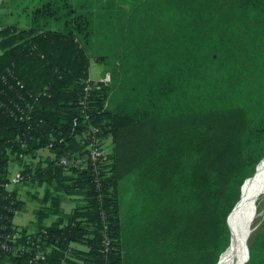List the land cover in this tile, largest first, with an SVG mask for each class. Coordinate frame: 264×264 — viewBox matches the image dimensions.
<instances>
[{"label": "trees", "instance_id": "trees-1", "mask_svg": "<svg viewBox=\"0 0 264 264\" xmlns=\"http://www.w3.org/2000/svg\"><path fill=\"white\" fill-rule=\"evenodd\" d=\"M57 3L33 9L26 28L0 29V184L10 161L23 177L0 186V220L11 226L9 208L24 209L22 185L43 186L26 192L38 205L20 228L45 251L0 264H220L264 167V0H109L96 29ZM89 48L108 81L90 77ZM93 124L112 136L97 173L59 164L85 152ZM242 264H264L263 226Z\"/></svg>", "mask_w": 264, "mask_h": 264}, {"label": "rangeland", "instance_id": "rangeland-1", "mask_svg": "<svg viewBox=\"0 0 264 264\" xmlns=\"http://www.w3.org/2000/svg\"><path fill=\"white\" fill-rule=\"evenodd\" d=\"M48 0H3L1 6H0V16L7 17L10 20H14L20 25H28L31 19V12L33 9L41 6ZM55 3L60 2L61 0H53ZM65 0H62V3H64ZM109 0H67L69 4H71L78 13L86 14L91 18V21H93L92 27L96 29V21L98 20V17H106L107 14H109V10L106 9L104 13H100V9L102 6L112 7L115 4L109 5ZM58 4V3H57ZM113 8V7H112ZM99 12V13H98ZM95 22V23H94ZM27 27V26H26ZM107 25L102 26L101 29H106ZM89 52V75L92 79L95 80H103L108 81L109 80V74L105 73L102 75V70L104 69L103 64L100 61H96L94 53H92V49L89 48L87 50ZM102 75V77H101ZM101 142L102 147L104 148L105 154L108 156L112 151V136L106 135L102 136ZM85 154L89 151V144L85 143ZM49 152L44 149L40 152H38V156L40 158H43L47 156ZM39 157H36L34 160L38 161ZM25 161L29 160V157H25ZM19 162L18 161H10L8 163L7 170L11 172V175L19 169ZM264 165V164H263ZM262 165V166H263ZM262 168V167H261ZM20 170V169H19ZM125 182V180H123ZM125 184V183H123ZM122 184V185H123ZM17 185H12L10 190L12 188H15ZM124 188V187H123ZM127 185L125 189L123 190L122 194V202L121 206L124 209V212L126 210V213L129 211V205L132 206V190H127ZM29 191L30 194L32 192L37 191L39 197L43 195V186L36 187L34 185H22L19 190V196L25 200V207L22 209V211L17 213L16 218L14 219V223L19 228L24 225H28V223L33 220V209L37 207V202L34 200V198L29 197L26 195V192ZM250 193L252 195L250 201L244 206L242 215L239 214L240 211H238V217L240 219L239 225L242 223V233L241 237L238 239L235 246H233L232 251L229 253L227 258L223 260V264H242L243 259V253L244 248L248 244V241L252 239L254 234L261 229V227H264V167L261 169L260 173H256L249 184L248 190L246 194V197L244 201L247 199V195ZM76 197L73 198L77 199L78 195H75ZM72 198H67V202L65 201L62 203V205L65 206V209H68L71 202L74 203V201H70ZM243 201V202H244ZM242 205V204H241ZM240 205V206H241ZM240 207L238 208V210ZM240 226H238L239 229ZM239 230H237L238 232ZM237 234V233H236ZM236 237V235H235ZM234 237V239H235ZM233 239V241H234ZM232 241V243H233ZM231 243V245H232ZM230 245V246H231ZM79 246V245H78ZM228 247V249L230 248ZM228 249L226 251H228Z\"/></svg>", "mask_w": 264, "mask_h": 264}, {"label": "built area", "instance_id": "built-area-1", "mask_svg": "<svg viewBox=\"0 0 264 264\" xmlns=\"http://www.w3.org/2000/svg\"><path fill=\"white\" fill-rule=\"evenodd\" d=\"M3 0H0V6ZM2 27L0 26V29ZM92 85L90 84V78L86 80L84 92L85 95L83 98H80L79 103L82 106H87L89 104V94L92 90ZM88 137V144H89V151L85 154L81 155H74L71 158L68 157H61L58 160V163L64 167L73 166L76 169H84L88 162L90 163L91 169L97 173V163L99 159L104 155L105 151L102 147V142L100 136L97 134V127L93 124L88 127V130L85 132L84 137ZM7 182L5 184H0V186L4 187L5 189L9 190L12 185L19 183L23 177L20 174L19 169L15 173L11 175V172L7 170L6 175ZM10 212L13 215H17L18 211L15 208L10 207ZM1 216V215H0ZM15 219V218H14ZM14 219L11 220V226L5 225L0 220V262L3 259V255H16L23 251H35L36 254L33 259L43 258V253L45 252L42 249L41 243L34 242L32 237L34 236L33 230H28L26 233H22L21 228L15 225ZM46 232L44 231V234ZM21 240H25L24 244L20 243ZM44 243V242H43ZM110 248V238L108 235H103L102 239V251L105 253L109 251Z\"/></svg>", "mask_w": 264, "mask_h": 264}, {"label": "crops", "instance_id": "crops-1", "mask_svg": "<svg viewBox=\"0 0 264 264\" xmlns=\"http://www.w3.org/2000/svg\"><path fill=\"white\" fill-rule=\"evenodd\" d=\"M7 25H14V26H16L17 28H26V26L28 27L29 24L26 25V26H24V25H20L19 23H17V22L14 21V20H10L9 18L7 19V17H2V16H0V26H1V27H5V26H7ZM67 201H68V200H67ZM67 201H65V202H66V203H69V202H67ZM70 201H74V203L71 202V204H70V206H69L68 209H65V206L62 205L63 210H64L65 212H70V211L74 208L75 200H73V198H72V199H70ZM123 213H124V209H123V207H122L121 205H119V218H120L121 224H124V221H125V219H126V216H123ZM51 220H52V217L48 218L46 221H47V222H50Z\"/></svg>", "mask_w": 264, "mask_h": 264}, {"label": "bare ground", "instance_id": "bare-ground-1", "mask_svg": "<svg viewBox=\"0 0 264 264\" xmlns=\"http://www.w3.org/2000/svg\"><path fill=\"white\" fill-rule=\"evenodd\" d=\"M251 197H252V195H250V193H249V194L247 195V199L242 203V205L240 206V209L238 210V211H240L239 214L242 215V212H243L244 206L250 201ZM239 226H240L239 229H238L239 231L237 232L236 237H235V239H234L232 245L230 246V248L228 249V251L226 252V254L223 256V258H222L220 264H223V263H222L223 260H224L225 258H227V256L229 255V253L232 251L233 246L236 245L238 239L241 237V233H242V223H241Z\"/></svg>", "mask_w": 264, "mask_h": 264}, {"label": "water", "instance_id": "water-1", "mask_svg": "<svg viewBox=\"0 0 264 264\" xmlns=\"http://www.w3.org/2000/svg\"><path fill=\"white\" fill-rule=\"evenodd\" d=\"M231 243H232V241H231ZM231 243L229 244V246L231 245ZM229 246H228V247H229ZM228 247H227L225 250H227ZM246 247H247V245H246L245 248H244V253H245V251H246ZM225 250H224V251H225ZM224 251H223V252H224ZM223 252H222V253H223ZM222 253H221V254H222ZM221 254H220V255H221ZM219 258H220V256H219Z\"/></svg>", "mask_w": 264, "mask_h": 264}]
</instances>
